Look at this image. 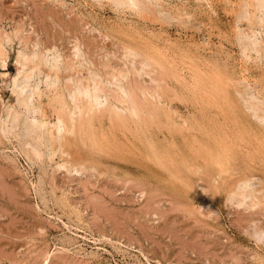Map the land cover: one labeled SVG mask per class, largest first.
Wrapping results in <instances>:
<instances>
[{"label": "rangeland", "instance_id": "rangeland-1", "mask_svg": "<svg viewBox=\"0 0 264 264\" xmlns=\"http://www.w3.org/2000/svg\"><path fill=\"white\" fill-rule=\"evenodd\" d=\"M125 2L0 0V264H264V122L246 108L253 102L264 115V1ZM131 40L175 58L183 75L179 82L173 80L174 87L162 89L173 97L175 126L196 117L207 128L205 135L185 129L187 136L175 132L168 138L172 134L163 119L159 125L157 119H147L152 144L128 139L130 124L116 141L101 137L99 119H94V137L74 133L64 142L56 126V98L69 101L71 89L88 76L79 61L91 60L99 74V58L109 52L121 57ZM246 40L256 44L248 56L242 50ZM150 72L161 78L158 71ZM193 74L203 79L205 88L218 75V96L209 97L201 85L196 91ZM148 78L136 77L143 85L149 83L155 95L164 94ZM192 135L214 145L212 155H220L227 168L213 170L211 158L201 142L192 143ZM169 139L175 140L172 146ZM100 148L111 155H102ZM151 148L175 154L176 160L167 164L172 174L143 155ZM75 159L87 165L75 166ZM66 161L71 163L61 167Z\"/></svg>", "mask_w": 264, "mask_h": 264}, {"label": "bare ground", "instance_id": "bare-ground-1", "mask_svg": "<svg viewBox=\"0 0 264 264\" xmlns=\"http://www.w3.org/2000/svg\"><path fill=\"white\" fill-rule=\"evenodd\" d=\"M110 1V0H109ZM139 0H127V3L132 5V6H137V3H138ZM256 1V0H254ZM261 1V0H260ZM264 1V0H263ZM112 2V1H111ZM159 2V1H158ZM244 2V1H243ZM246 2V1H245ZM100 3V2H99ZM126 2L125 4L128 5ZM247 3V2H246ZM255 3V2H254ZM259 3V2H258ZM113 4L115 5V3L113 2ZM156 4V3H155ZM257 4V3H256ZM263 4L264 6V2L262 3L261 2V5ZM162 5V4H161ZM181 5V4H180ZM244 5V4H243ZM261 5H255V6H258L257 8L259 9V6ZM110 6V5H109ZM125 6V5H124ZM184 6V5H183ZM247 6V5H246ZM158 7V6H157ZM155 7V8H157ZM242 4H241V8H242ZM262 7V6H261ZM125 8V7H124ZM172 8V7H171ZM244 8V7H243ZM251 8V7H250ZM253 8V7H252ZM257 9V10H258ZM122 10V9H121ZM124 10V9H123ZM126 10V9H125ZM133 10V8H132ZM184 10V9H183ZM245 10V9H244ZM255 10V8H254ZM264 10V8H263ZM119 11V10H118ZM127 11V10H126ZM239 11V10H238ZM242 11V10H241ZM240 11V13H241ZM125 12V11H123ZM255 12V11H254ZM257 12V11H256ZM264 12V11H263ZM167 13V12H166ZM184 13V12H183ZM187 13V12H186ZM239 13V12H238ZM239 13V14H240ZM260 13V12H259ZM237 14V13H236ZM255 14V13H254ZM242 15V14H241ZM248 15V14H247ZM259 15V14H258ZM263 15V14H262ZM185 16V15H184ZM189 16V15H187ZM253 16V15H252ZM257 16V15H255ZM254 16V17H255ZM191 17V16H190ZM189 17V18H190ZM247 17V16H246ZM249 17V16H248ZM123 18V17H122ZM237 18V17H236ZM244 18V17H243ZM253 18V17H252ZM239 19V18H238ZM238 19H235V20H238ZM254 19V18H253ZM262 19V18H261ZM263 19H264V15H263ZM262 19V20H263ZM242 20V19H241ZM244 20V19H243ZM247 20V19H246ZM249 20V19H248ZM261 21V20H260ZM264 21V20H263ZM244 22V21H242ZM254 22V21H253ZM256 22V20H255ZM237 23V22H236ZM240 23V22H239ZM249 23V21H248ZM250 23H252V20L250 21ZM264 23V22H262ZM255 24V23H253ZM256 26V25H255ZM236 27V26H235ZM251 27H253L251 25ZM258 27V26H256ZM250 28V27H249ZM261 28V27H260ZM143 29V28H142ZM238 29V27H237ZM242 29V28H241ZM252 29V28H251ZM259 30V28H258ZM262 29H260L261 31ZM244 31V30H243ZM247 31V30H246ZM236 32V31H235ZM245 32V31H244ZM254 33V31H252ZM259 32V31H258ZM262 32V31H261ZM144 33V32H143ZM142 33V34H143ZM240 33V31H239ZM247 33V32H246ZM249 33V32H248ZM252 33V34H253ZM243 34V32H242ZM260 34V33H258ZM138 35V34H137ZM238 35V34H237ZM248 35V34H247ZM107 36V35H106ZM260 36V35H259ZM124 37V36H123ZM242 37V36H241ZM245 34H244V40L246 39L245 38ZM249 37V36H247ZM1 38V37H0ZM259 38V37H258ZM4 39V38H3ZM144 39V38H143ZM147 39V38H145ZM249 39V38H248ZM124 40V39H123ZM136 40V39H134ZM133 40V41H134ZM150 40V39H148ZM160 40V39H159ZM238 40V39H236ZM137 41V40H136ZM144 41V40H143ZM169 41V40H168ZM240 41V40H239ZM242 43L240 42V44L243 45V40L241 39ZM122 42V41H120ZM125 42V41H124ZM127 42V41H126ZM125 42V43H126ZM132 42V40H131ZM130 42V44H131ZM142 42V41H141ZM140 42V43H141ZM147 42V41H146ZM149 43H151L150 41H148ZM147 42V44H148ZM157 42V41H156ZM247 42V40H246ZM249 42H250V39H249ZM254 42V41H253ZM256 42H259V39L256 41ZM128 43V42H127ZM126 43V44H127ZM133 43V42H132ZM145 43V42H143ZM165 43H168L165 41ZM239 43V42H238ZM135 44V45H134ZM139 43H133V45H125L127 46L126 48H124V52L122 53V56L121 57H117L115 56L114 54L111 55L109 52V54H106L104 57L102 58H99V67H100V73H96L95 71H93V65H92V62L91 60H80L79 61V64L84 67L85 69L88 70V76L85 77V80H81V82H78V85L76 86V88H74V90L71 89V93H70V100L68 101L66 96L63 97V96H59L56 98V100L59 102V107H58V111H59V115H58V122H57V128L59 130V132H61V135L62 138H63V141L64 142H67L68 141V134L70 135H74V133H81V137H83V135H86V133L88 132L89 133V136L90 138H92V136L94 137L95 136V126H94V119H99L98 121V127H97V130L101 131L100 133V136L101 137H104L106 138L108 136V138L111 137L112 139H115L116 141L119 140V136H118V132L122 130L123 127H126L128 124H130L133 128L132 130V133H128L129 135L131 134L132 137L131 138H128L130 139L133 143L135 142H138V143H141L143 142L142 139H146L150 144L151 141L149 140V138L147 137V124H148V121L147 119H157V121L160 119L162 122L164 120V124H165V127L167 129V131L169 132V134H172L170 136H167L168 138L169 137H174V133L177 132V133H184V137L187 136L186 135V132H185V129L187 131V129L191 130V131H194V129L196 130H201L202 131V134L205 135L206 133V127L205 129L201 126V122L197 120L196 117L193 118V120L189 121V120H186L188 118H184L185 120L184 121H179V128L177 129L175 124H176V120H175V117H174V110H173V106H172V101H173V97H169L170 93L169 91L166 93L164 92V90H162L163 88L165 87H174L173 84V80H176L177 82L180 81V76L183 75H179V71L181 70H177V67L175 66L176 65V61H175V58H171L172 56L171 55H168L167 53L163 52V51H160L159 48L155 47L156 50H149L151 48H153V46L151 47H148L146 45V48L143 47L142 45H138ZM237 44V43H236ZM262 44V42H261ZM122 45V44H121ZM163 45V44H162ZM239 45V44H238ZM253 45H256L255 42L254 43H248L246 45L243 46V52L244 54H246L248 51H251L252 50V47H255ZM160 46V45H159ZM83 47V46H82ZM81 47V48H82ZM170 47V46H169ZM168 47V48H169ZM123 48V47H122ZM165 49V48H164ZM57 50V49H56ZM86 50V49H85ZM166 50V49H165ZM190 50V49H189ZM239 50V49H238ZM255 50V49H253ZM259 50V49H258ZM154 51V52H153ZM167 51V50H166ZM177 51V50H176ZM182 51V50H181ZM184 51V50H183ZM79 52V51H78ZM116 52V51H115ZM114 52V53H115ZM170 52V51H169ZM255 52V51H253ZM159 53V54H158ZM174 53V52H173ZM240 53H242L240 51ZM239 53V55H240ZM251 53V52H250ZM256 53V52H255ZM81 54V53H80ZM84 54V53H83ZM116 54V53H115ZM119 54V53H118ZM121 54V53H120ZM158 54V55H157ZM170 54V53H169ZM242 54V55H244ZM79 55V54H78ZM86 55H87V52H86ZM249 54L247 53V56ZM252 55V54H251ZM76 56V54H75ZM80 57V56H79ZM101 57V55H100ZM245 57V56H244ZM243 57V58H244ZM139 59L141 58L140 61H136V59ZM42 59V58H41ZM249 59V58H247ZM78 60V59H77ZM244 60V59H243ZM75 61V60H74ZM73 61V62H74ZM95 61V60H94ZM39 62H40V59H39ZM4 63V62H3ZM21 64V66L23 67L24 66V63L22 62H18ZM67 63V62H66ZM65 64V63H64ZM69 64V63H68ZM94 64V63H93ZM40 65V64H39ZM78 65V63H77ZM98 65V64H97ZM189 65V64H187ZM43 66V65H42ZM45 66V65H44ZM52 66V64H51ZM73 66V65H72ZM191 66V65H190ZM41 67V66H40ZM55 67V66H54ZM39 68V67H38ZM45 68V67H44ZM43 68V69H44ZM65 68V67H64ZM73 68V67H72ZM196 68V67H195ZM74 69V68H73ZM22 70V69H21ZM39 70V69H38ZM41 70V69H40ZM53 70V69H52ZM52 70H48V71H52ZM59 70V69H58ZM61 70V69H60ZM68 70V69H67ZM80 70V68H79ZM23 71V70H22ZM43 71V70H42ZM46 72V70H44ZM150 71H158L159 73H156V74H159L161 75V78L158 80V79H155L156 77H152L151 76V72ZM41 72V71H40ZM61 72V71H60ZM67 72V71H66ZM69 72V71H68ZM71 72V71H70ZM19 73V72H18ZM39 73V72H37ZM54 73L56 74L57 72L54 71ZM73 73V72H72ZM71 73V74H72ZM182 73V72H181ZM185 73V72H184ZM47 74L49 75V73L47 72ZM51 74V73H50ZM82 74V73H81ZM154 74V73H153ZM9 75V74H8ZM15 75V74H14ZM64 75V74H63ZM62 75V76H63ZM75 75L77 76V74L75 73ZM147 75V77L149 76L150 78V81L151 82H154L157 84V88L158 89H161L162 90V93L164 92V94L162 95H155V92L156 90L152 89V86H149L150 84L148 83V87L146 85H143L140 81H138L136 79V77H140V76H145ZM19 76V75H18ZM42 76V74H41ZM73 76V75H72ZM205 77H207V75L205 74L204 75ZM209 76V75H208ZM39 77V76H38ZM45 77V76H44ZM47 77V76H46ZM60 76H58L59 78ZM84 77V75H83ZM183 77V76H182ZM216 78L214 79V82H212V85L211 86H208L207 88L203 87L202 83L203 82L205 84V82L203 81V79L198 75V74H193L190 78L192 79V84H193V88L197 90H202L201 88H205L204 90L209 94V97L212 95L213 98L214 96H218V92L220 91L219 90V78H218V75L215 76ZM14 78V77H13ZM34 78V77H33ZM32 78V79H33ZM42 78V77H41ZM40 78V79H41ZM50 78L51 75H50ZM82 78V76H81ZM80 78V79H81ZM146 78V77H145ZM148 78V79H149ZM221 78V77H220ZM37 79V78H36ZM140 79V78H139ZM170 79V80H169ZM222 79V78H221ZM229 79V78H228ZM3 80V79H1ZM16 80V79H15ZM35 80V79H34ZM44 80V79H43ZM51 80V79H50ZM143 80V79H142ZM184 80V79H183ZM213 80V79H212ZM38 81V79H37ZM75 81V80H74ZM73 81V82H74ZM146 81V80H145ZM172 82L171 84L168 82ZM185 81V80H184ZM39 82H42L41 80H39ZM47 82V81H46ZM175 82V81H174ZM6 83H7V80H6ZM27 83V82H26ZM33 83V82H32ZM76 83V82H75ZM169 83V84H168ZM3 84V83H1ZM12 84V83H11ZM35 84V83H34ZM33 84V85H34ZM147 84V83H145ZM191 84V85H192ZM221 84H224V83H221ZM28 85V84H27ZM42 85V84H41ZM202 87H201V86ZM206 85V84H205ZM204 85V86H205ZM210 85V84H208ZM6 86V85H5ZM15 86V85H14ZM54 86V85H52ZM51 86V87H52ZM67 86V85H66ZM186 89L187 87H185L186 85H181V88L183 87ZM12 87V86H11ZM34 87V86H33ZM39 87V86H38ZM38 87H36V89H39ZM48 87V86H47ZM224 87V86H223ZM4 88V87H3ZM2 88V90H3ZM8 88V87H7ZM32 88V87H31ZM41 88V87H40ZM53 88V87H52ZM68 88V87H67ZM189 88V87H188ZM192 88V86H191ZM190 88V89H191ZM247 88V87H246ZM245 88V89H246ZM29 89V88H28ZM66 89V88H64ZM156 89V88H155ZM189 89V90H190ZM223 89V88H222ZM26 90V89H25ZM49 90V89H48ZM168 90H170L168 88ZM40 91V90H39ZM46 91V90H45ZM159 91V90H158ZM172 91V90H171ZM175 91V90H174ZM204 91V92H205ZM3 92V91H2ZM212 92H214L216 95H214ZM226 92V91H225ZM245 92V90L243 91ZM159 92H157L158 94ZM172 93H174L172 91ZM171 93V94H172ZM194 93V92H193ZM202 93V92H201ZM5 94V93H4ZM37 94V93H36ZM35 94V95H36ZM251 94V93H250ZM11 95V94H10ZM68 95V94H67ZM175 95V94H174ZM205 95V94H204ZM204 95H200V99L202 96ZM253 95V94H252ZM37 96V95H36ZM54 96V95H53ZM221 96V94H220ZM4 97V96H2ZM15 97V96H14ZM13 97V98H14ZM255 97V96H253ZM10 98V96H9ZM204 98V97H203ZM256 98V97H255ZM53 99V98H52ZM217 99V98H216ZM227 99V98H226ZM254 99V98H253ZM252 99V100H253ZM38 100V99H36ZM49 100V99H48ZM55 100V102H56ZM203 100V99H201ZM248 100V99H247ZM258 100V99H256ZM15 101V99H14ZM53 101V100H52ZM221 101V100H220ZM224 101V100H223ZM240 101V100H239ZM8 102V101H7ZM12 102V101H11ZM211 102H215L213 100H211ZM246 102V101H245ZM53 103V102H52ZM57 103V102H56ZM208 103V102H207ZM212 103V104H213ZM259 104V103H258ZM189 105V104H188ZM241 105V104H240ZM261 105V104H260ZM54 106V105H53ZM262 106V105H261ZM56 107V105H55ZM54 107V108H55ZM177 107V106H176ZM241 107V106H240ZM246 108L248 109V111H250L252 114H254L255 116H257L259 118L260 121L264 122V115H260L259 112H260V109L258 108V105L253 103V102H247L246 104ZM263 108V106H262ZM43 109V108H42ZM217 109V108H216ZM222 109V108H221ZM218 110V109H217ZM220 110V109H219ZM234 110H236L234 108ZM46 111V110H45ZM57 111V112H58ZM43 112V111H42ZM50 112V111H49ZM264 112V111H262ZM44 113V112H43ZM42 113V114H43ZM222 113V112H221ZM237 113V112H236ZM15 114V113H14ZM56 115V113H55ZM107 116V119L109 122V125L108 127H105L104 126V116ZM192 115V114H191ZM197 115V113H196ZM45 116V115H44ZM43 116V117H44ZM38 117V116H37ZM49 117V116H48ZM104 117V118H103ZM182 117V116H181ZM191 117V116H190ZM52 118V117H51ZM103 118V120L101 119ZM42 119V117H41ZM44 119V118H43ZM163 119V120H162ZM2 120V119H1ZM257 120V119H256ZM50 121V120H49ZM54 121V120H53ZM11 122V121H10ZM97 122V120H96ZM104 122V123H103ZM220 122V120H219ZM2 123V122H1ZM52 123V122H51ZM153 123V122H152ZM223 123V122H222ZM164 124H162L164 126ZM54 125V126H55ZM158 125H159V121H158ZM222 125V124H221ZM16 126V125H15ZM55 126V127H56ZM155 126V125H154ZM215 126V125H214ZM261 126V125H259ZM162 127V126H161ZM221 127V126H220ZM224 127V126H223ZM183 128V129H182ZM36 129V128H34ZM15 130V129H14ZM13 130V131H14ZM41 130V129H39ZM47 130V129H46ZM163 130V129H162ZM165 130V129H164ZM10 131V130H9ZM12 131V130H11ZM45 131V129H44ZM48 131V130H47ZM154 131V130H153ZM1 132H2V129H1ZM21 132V131H20ZM38 132V135H39V131ZM126 132V131H124ZM7 133V132H6ZM5 133V134H6ZM13 133V132H12ZM19 133V132H18ZM46 133V132H45ZM49 133V132H48ZM44 134V133H43ZM58 134V133H57ZM125 134V133H123ZM154 134V133H153ZM194 134V133H193ZM19 135V134H18ZM35 135V133H34ZM59 135V134H58ZM223 135V134H222ZM226 137H227V134H225ZM7 136V135H5ZM12 136V135H11ZM43 136V135H42ZM57 136V135H56ZM126 136V135H125ZM194 136V135H192ZM34 136H32L33 138ZM36 137V136H35ZM47 137V136H45ZM70 137V136H69ZM72 137V136H71ZM196 137V136H194ZM232 137V136H230ZM229 137V138H230ZM10 138V137H9ZM84 138V137H83ZM89 138V137H88ZM89 138V139H90ZM97 138V137H96ZM125 138V137H124ZM255 138V137H254ZM23 139V137L21 138ZM30 139V138H29ZM53 139V138H52ZM82 139V138H81ZM236 139V137H235ZM235 139L233 138V140L235 141ZM19 140V139H18ZM84 141V139H82ZM81 140V141H82ZM185 140V138H184ZM242 140V139H241ZM22 142V140H20ZM31 141V140H30ZM46 141V140H45ZM75 141V139H74ZM79 141V139H78ZM222 141V140H221ZM19 142V143H21ZM73 142V141H72ZM80 142V141H79ZM78 142V143H79ZM87 142V141H86ZM97 142V141H96ZM169 146H172L173 143L175 142L174 139H172V141H170L169 139ZM198 143V142H201V146L203 145V147H200L202 149H205V153L207 156H209L211 158V161L212 163L214 164L213 165V170H216V169H219L221 171H223L224 169L227 168V166H224V162L222 160H220V155L218 156L217 154V158H215V156H213L212 154V149H214V145H212L210 142L204 140V139H201L199 137V135L196 137V138H193L192 140V143ZM23 143H26L23 141ZM33 143V142H32ZM83 143V142H82ZM81 143V144H82ZM90 143V142H88ZM87 143V144H88ZM27 144V143H26ZM68 144V143H67ZM83 144H86V143H83ZM104 144V143H103ZM107 144V143H106ZM116 145H118V143H115ZM161 144V143H160ZM187 144V143H186ZM238 144V142H237ZM16 145V144H15ZM20 145V144H19ZM56 145V144H55ZM54 145V146H55ZM62 145V144H61ZM80 145V144H79ZM108 145V144H107ZM133 145V144H132ZM180 145V144H179ZM188 145V144H187ZM194 145V144H193ZM22 146V145H21ZM64 146V145H63ZM69 146V145H68ZM83 146V145H82ZM86 146V145H85ZM137 146V145H136ZM152 146V145H150ZM195 146V145H194ZM88 147V146H87ZM100 147V145H99ZM198 147V152L201 151ZM238 147V146H237ZM18 148H21V147H18ZM24 148V146H23ZM23 148H21L20 150H22ZM26 148V147H25ZM85 148V147H84ZM92 147H90L91 149ZM169 148V147H168ZM229 148V147H228ZM235 148V146H234ZM14 149V148H13ZM51 149V148H50ZM83 149V148H82ZM139 149V148H138ZM233 149V148H232ZM241 149V148H240ZM15 150H16V147H15ZM27 149H25L24 151H26ZM68 150V149H67ZM70 150V149H69ZM68 150V151H69ZM94 150V149H93ZM194 150V149H192ZM207 150V151H206ZM215 150V149H214ZM238 150V149H237ZM18 151V150H16ZM28 151V150H27ZM85 151V150H84ZM110 150H107L105 148H100L99 149V152H102V155H106V156H110L111 153L109 152ZM235 151V150H234ZM23 152V151H22ZM22 152H20L22 154ZM32 152V151H31ZM35 152V151H34ZM64 152H65V149H64ZM78 152V151H77ZM126 152V151H125ZM194 152V151H193ZM202 152V151H201ZM230 152V151H229ZM257 152V151H255ZM59 153V152H58ZM145 154H143L145 157H147L148 159H152L156 164H159V165H162V167L166 168L171 174H172V171L169 170V168L167 167V164L170 163L171 161H174L176 160V158L174 157V155H171L170 153H168L167 151H164L162 153V151L160 153L156 152L154 150V148H151V150H145L144 151ZM223 153V152H222ZM260 153V152H259ZM33 154V153H32ZM37 154V153H36ZM79 154V153H78ZM127 154V153H126ZM69 155V154H68ZM74 155V154H73ZM73 155H69V156H72L73 158ZM200 155V153H199ZM223 155V154H222ZM258 155V154H257ZM125 156V155H124ZM29 157H32V156H29ZM117 157V156H116ZM258 157V156H257ZM28 158V156H27ZM35 158V157H34ZM33 158V159H34ZM38 157H36L37 159ZM65 158V157H64ZM71 158V159H72ZM79 158V156H78ZM101 158V156H100ZM243 158V157H242ZM30 159V158H29ZM42 159V158H41ZM62 159V158H61ZM80 159V158H79ZM189 159V158H188ZM31 160V159H30ZM43 160V159H42ZM73 160V159H72ZM123 160V159H122ZM231 160V159H230ZM240 160V159H238ZM29 161V160H27ZM33 161V160H32ZM37 161H40V160H37ZM45 161V160H44ZM75 163L74 165L75 166H86V162L84 161H78L75 159ZM95 161V160H94ZM107 161V159H106ZM186 159L183 157L182 158V162H185ZM205 161V160H204ZM228 161V160H227ZM261 161V160H260ZM56 162V161H55ZM74 162V161H72ZM97 162V161H96ZM108 162H110V160H108ZM30 163V162H29ZM38 163V162H37ZM46 163V162H45ZM71 163V161H66L65 163H62L60 166L62 167H68V164ZM98 163V162H97ZM153 163V162H152ZM209 163V162H208ZM264 163V161H263ZM39 164V163H38ZM49 164V163H48ZM60 164V163H59ZM210 164V163H209ZM35 164H33L34 166ZM41 165V164H40ZM43 165V164H42ZM109 165V164H108ZM58 166V165H57ZM71 167V166H70ZM197 167V166H196ZM251 167V166H249ZM73 168V167H72ZM80 168V167H79ZM83 168V167H82ZM121 168V167H120ZM123 168V167H122ZM129 168V167H128ZM191 168V167H189ZM241 168V167H240ZM84 169V168H83ZM82 169V171H83ZM89 169V168H87ZM180 168H178L179 170ZM193 169V167H192ZM61 170V169H60ZM127 170V169H126ZM197 170V169H195ZM68 171V170H67ZM76 171H78L76 169ZM92 171H94L92 169ZM113 171V170H112ZM133 171V170H131ZM154 171V170H153ZM246 171V170H245ZM250 171V170H249ZM87 172V170H86ZM89 172V171H88ZM124 172V171H123ZM140 172V171H139ZM186 172V171H184ZM201 172V171H200ZM68 173V172H67ZM85 173V172H84ZM199 173V172H198ZM247 173V172H246ZM71 174V173H70ZM92 174V173H91ZM156 174V173H155ZM193 174V173H192ZM252 174V173H251ZM83 175V174H82ZM94 175V173H93ZM134 175V174H133ZM186 175V174H185ZM189 175V174H187ZM247 175V174H246ZM249 175V174H248ZM247 175V176H248ZM253 175V174H252ZM246 176V177H247ZM245 177V176H244ZM245 177V178H246ZM175 178V177H174ZM229 178V177H228ZM233 178V177H232ZM231 178V179H232ZM243 178V177H242ZM166 179V178H164ZM230 179V180H231ZM252 179V177L250 178ZM228 180V181H230ZM233 180V179H232ZM237 179H235V183H238V181L236 182ZM240 180V178H239ZM129 181V180H128ZM224 181V180H223ZM252 181V180H251ZM248 182V181H246ZM258 182V181H257ZM160 183V182H159ZM223 183V182H222ZM227 183V182H226ZM229 183V182H228ZM243 183V182H241ZM250 183V182H249ZM229 184H232L229 183ZM228 184V185H229ZM248 184V183H247ZM251 184H253L251 182ZM244 185V184H243ZM227 186V185H226ZM231 186V185H230ZM229 186V187H230ZM233 186V184H232ZM253 186V185H252ZM205 187H207L205 185ZM235 187V186H233ZM247 187V186H246ZM232 188V187H231ZM248 188V187H247ZM263 188V187H262ZM246 189V188H245ZM249 189V188H248ZM232 190V189H230ZM55 191V190H54ZM233 191V190H232ZM241 191H242V187H241ZM240 191V192H241ZM263 191V189H262ZM235 193V192H234ZM254 193V191L252 192ZM257 193V192H256ZM239 195V192L237 193ZM260 194V193H258ZM246 195V194H245ZM256 195V194H255ZM254 195V196H255ZM260 195H263L260 194ZM66 196V195H65ZM62 195V197H65ZM237 196V195H236ZM247 196V195H246ZM257 196V195H256ZM257 198V197H256ZM59 199V198H58ZM66 199V198H65ZM75 208V207H74ZM49 257H47L48 259ZM48 262V261H46Z\"/></svg>", "mask_w": 264, "mask_h": 264}]
</instances>
